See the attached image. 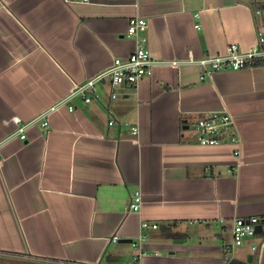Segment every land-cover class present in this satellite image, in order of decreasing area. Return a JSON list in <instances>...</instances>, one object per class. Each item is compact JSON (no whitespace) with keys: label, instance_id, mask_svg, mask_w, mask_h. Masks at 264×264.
Segmentation results:
<instances>
[{"label":"crops","instance_id":"1","mask_svg":"<svg viewBox=\"0 0 264 264\" xmlns=\"http://www.w3.org/2000/svg\"><path fill=\"white\" fill-rule=\"evenodd\" d=\"M261 1L0 0V264H129L142 220L157 224L143 230L142 264H264V232L229 246L234 218L264 214L261 62L201 80L196 64L156 65L135 87L99 84L90 102L75 96L73 110L60 106L47 126L7 138L130 54L129 18L146 20L152 57L182 60L230 43L253 48L264 34ZM208 111L234 119V171L231 144L194 140L192 124ZM135 190L141 208L129 211Z\"/></svg>","mask_w":264,"mask_h":264},{"label":"built area","instance_id":"2","mask_svg":"<svg viewBox=\"0 0 264 264\" xmlns=\"http://www.w3.org/2000/svg\"><path fill=\"white\" fill-rule=\"evenodd\" d=\"M66 3L81 2L86 3L89 0H63ZM258 12V11H257ZM198 13L194 14L197 17ZM200 24L195 23V27ZM147 28L146 20L142 17H131L128 20L126 36L135 39L134 49L125 57H115L111 63L96 74L86 78L84 81L74 84L70 92L39 112L33 118L25 122H17L15 129L7 136L25 139V131L28 127L39 124L42 127L47 126L48 115L60 106L67 105L75 96H80L84 102H90L98 90L99 84H107L112 89L121 85L129 84L136 86L138 82L152 74V69L156 65L169 64L177 66L181 63L196 64L200 67V80L209 76L212 72L223 69H240L252 66L261 62L264 65V34L257 32V42L253 48L241 50L237 44L230 43L227 45L224 53L205 54L200 57H188L178 60L157 59L150 55L146 46V36L142 34ZM110 96L116 97V92L111 91ZM68 110H73V106L68 104ZM112 121H109L111 124ZM132 133H137V127H132ZM192 134L195 142L200 145H218L221 143H229L233 146L232 154L235 162L231 164L228 171H234L240 164L239 145L241 138L238 134L234 119L227 111H208L203 113L193 124ZM2 140H0L1 144ZM142 203V193L135 190L130 194L127 209L129 211H139ZM261 226L259 232H264V214L253 216H240L232 221L231 240L229 246L231 249L242 246L245 242L254 237L258 231L257 226ZM156 223L142 220L139 224L140 232L136 237L130 240V245L134 251L132 260L129 264H142L141 259L144 254V243L146 241V233L143 230L148 228H156ZM112 241H117L118 236L113 235ZM252 250H258L259 244L250 243Z\"/></svg>","mask_w":264,"mask_h":264},{"label":"trees","instance_id":"3","mask_svg":"<svg viewBox=\"0 0 264 264\" xmlns=\"http://www.w3.org/2000/svg\"><path fill=\"white\" fill-rule=\"evenodd\" d=\"M256 5H259L260 7L263 6L264 7V1H261V2H256ZM227 264H247L246 262L244 261H240V260H237V259H230Z\"/></svg>","mask_w":264,"mask_h":264},{"label":"water","instance_id":"4","mask_svg":"<svg viewBox=\"0 0 264 264\" xmlns=\"http://www.w3.org/2000/svg\"><path fill=\"white\" fill-rule=\"evenodd\" d=\"M256 230L259 232L261 230V226L258 225L257 228H256ZM251 260H252V255H249L248 261L251 262Z\"/></svg>","mask_w":264,"mask_h":264},{"label":"rangeland","instance_id":"5","mask_svg":"<svg viewBox=\"0 0 264 264\" xmlns=\"http://www.w3.org/2000/svg\"><path fill=\"white\" fill-rule=\"evenodd\" d=\"M190 128H191V127H190ZM190 128H189V129H190Z\"/></svg>","mask_w":264,"mask_h":264}]
</instances>
